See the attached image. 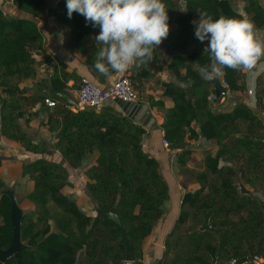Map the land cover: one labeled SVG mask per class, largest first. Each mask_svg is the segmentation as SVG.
Instances as JSON below:
<instances>
[{"label":"trees","instance_id":"16d2710c","mask_svg":"<svg viewBox=\"0 0 264 264\" xmlns=\"http://www.w3.org/2000/svg\"><path fill=\"white\" fill-rule=\"evenodd\" d=\"M239 1L248 18L260 32L264 31V10L259 0ZM162 2L172 21L162 42L169 56L176 54L170 58L167 69L177 82L187 86L162 83V98L172 103L165 109L160 125L163 139L168 149L177 151L179 166H185L192 154L187 149L189 142L204 138L205 142L215 143L216 151L205 155V171L195 176L197 189L183 195L175 227L167 235L175 236V241L164 243V252L154 264H210L213 259L216 264H226L229 259L242 262L252 256L264 259V213L254 199L241 196L237 188V182L241 181L264 201V124L243 104H237L230 112L212 113L209 84L201 76L204 67L214 64L204 51L207 41L203 42V51L193 50L184 55L190 46L194 28L191 21L195 15L199 17L200 12H206L216 18L236 16L238 12L229 0H182L181 11L175 0ZM11 3L35 19H41L46 6V0H11ZM57 8L56 24L68 29L69 38L85 57L87 68L98 80H103L107 76L94 68L97 53L104 47L93 37L99 27L86 25L84 17L76 12L68 18L65 0H59ZM42 43V34L34 21L6 17L0 10V133L27 153L44 154L45 147L33 143L17 125L28 109L39 104L46 114L43 126L55 139L54 149L70 168L83 170L92 201L105 209H116L135 246L132 264H141V244L162 217V205L169 197L157 162L141 148L145 130L115 104L103 106L98 112L73 111L48 92L24 97V91L9 81L35 77L36 68L42 63L35 56L42 52ZM44 58L52 67L50 73L46 72L48 80L37 84L39 91L65 92L67 81L78 82L77 77L66 72L64 63L47 55ZM150 61L140 68L134 65L129 68L128 78L135 91L148 77ZM242 70L221 69V80L229 92L243 91ZM197 90L200 94L195 98ZM46 98L56 101L55 107L43 105ZM255 98L257 106L263 108V76L257 79ZM149 105L164 107L161 100H151ZM241 127H245L244 132H240ZM87 156L94 160L84 161ZM20 177L32 183L31 201L45 213L50 204L60 214L54 219L48 214L40 217L31 214L20 221V241L26 242L25 248L3 264H125L123 248L117 243L118 230L109 222L85 215L62 193L61 189L69 184L61 166L38 159L23 164ZM8 192L0 180V250L10 245L12 237ZM203 212L209 213L210 229L201 231Z\"/></svg>","mask_w":264,"mask_h":264},{"label":"crops","instance_id":"0c3cea01","mask_svg":"<svg viewBox=\"0 0 264 264\" xmlns=\"http://www.w3.org/2000/svg\"><path fill=\"white\" fill-rule=\"evenodd\" d=\"M59 0H51L50 4L51 7L49 10L46 8L48 6L49 1L46 0V6L41 12V19H35L30 16L23 14L22 17L24 19H30L34 21L38 26H41V34L43 38L42 43V52L35 56L37 60H41L42 63L36 68V75L35 77L22 80V81H12L9 82L11 84H16L19 89L24 91L23 96L28 98L31 97L34 93H45L48 89L45 90H38L37 84L41 80H48L46 76V72L51 71L52 64L48 62L44 58L45 55L54 59L55 61L64 63L66 65V72L69 74L74 75L77 77L78 82L81 79L91 80L95 84H97L100 88H108L116 79L122 76L129 77V69L124 72H115L113 74L104 77L103 80H98L93 73L87 68L85 63V57L79 52V49L71 42L69 38V31L67 28L63 26H59L56 24L54 20V12L58 9L57 2ZM179 5V10H182V0H175ZM198 20V15L193 17V20ZM169 28L172 27V21L168 18ZM193 35L190 40V46L184 52V55H188L191 51L197 50L199 52L203 51V42L199 41L194 36V28L192 30ZM99 30L94 32V40L97 41L99 44L102 43L96 39ZM258 36L261 39H264V31L259 32ZM101 47V44H100ZM165 44L161 41V43L155 47V54L152 55L151 59V66L149 68V75L145 78L138 90H136L138 96L137 104H145L150 110L151 114V122L150 127L145 128L142 127L138 122L130 120L139 125L145 130V134L142 136L141 139V148L144 154L147 157L153 158L158 164V171L161 176L164 178L166 184L168 185L169 189V201H166L162 205L163 215L162 217L154 224L151 234L144 239L141 244L143 249L144 255V264H154L159 258H161L164 252V242L167 235L171 232L174 228L176 220L178 218V214L180 211V203H175L174 198L172 197V186L174 184L178 185L179 188L183 189L179 186V183L173 177L171 172V165L177 159V151L170 150L168 148L163 147V131L160 127L165 109L170 108L172 103L170 100L166 98H162V93L164 92V88L162 87V83L167 84H174L183 88H186V85L180 84L175 80L173 75L168 71L167 66L170 63V58L175 56L168 55L165 49ZM43 59V60H42ZM132 67V66H131ZM196 68V67H195ZM184 71H182L183 73ZM264 77V57L261 58L260 61L253 67L250 72H246L242 70V76L240 83L243 86L242 92H227V94L221 96L217 102H212L210 100V91L211 86L210 84L207 86L209 91V109L212 113H221V112H230L237 104H243L247 106L261 122L264 124V107L261 108L256 104V84L257 79L259 77ZM221 80V74L219 76H215ZM73 81L69 82L66 86L68 87L69 93H74L76 90H70L74 86ZM77 85V84H76ZM248 90H252L254 95L248 94ZM200 91H196L195 98L199 97ZM157 100H161L164 104L163 108L151 107L149 103ZM24 104V106H26ZM114 105L113 102H107L104 106H112ZM69 108V107H68ZM71 110L75 111V109L70 108ZM128 118V117H127ZM46 114L41 110V106L39 104L33 106L32 108L28 109L23 118L17 120L18 128L33 142L36 144H43L45 146H50L55 143V139L53 136L47 131V129L43 126L45 122ZM194 129H196V125H193ZM38 133L37 138L34 135ZM212 141L203 142L199 139L196 142H189V145H196L192 147L191 155L198 156V153H195L197 149H200L201 146L205 150H209V153L212 155L216 151V147L211 146ZM16 147V148H13ZM13 148V149H12ZM19 148V149H18ZM18 151L17 154L20 153L21 157L26 155L27 157L34 158L33 160L42 159L40 156L41 154H31L21 150V147L14 142H11L5 139L0 133V152L4 153H12V151ZM23 152V154H22ZM15 154V153H12ZM17 154L14 158H17ZM19 155V156H20ZM53 160L59 158L63 160L60 154L54 149L52 154ZM45 160V159H42ZM94 157H86L84 161H93ZM2 161V160H0ZM56 163V162H55ZM2 165V162H1ZM169 168L168 171V178L167 180L164 176L163 170ZM84 177V176H83ZM192 185L184 191L185 193H192L194 192L198 184L196 181L191 183ZM176 187V186H175ZM177 189L174 188V191ZM175 203V204H173Z\"/></svg>","mask_w":264,"mask_h":264},{"label":"clouds","instance_id":"9594fccd","mask_svg":"<svg viewBox=\"0 0 264 264\" xmlns=\"http://www.w3.org/2000/svg\"><path fill=\"white\" fill-rule=\"evenodd\" d=\"M68 18L73 12L86 25L99 27L96 39L103 43L94 68L108 76L131 66L140 68L152 59L154 47L169 34L168 14L162 0H65ZM194 36L207 41L204 51L214 64L202 70L209 78L221 69H252L264 57L261 31L242 9L236 16L213 18L206 12L193 20Z\"/></svg>","mask_w":264,"mask_h":264},{"label":"rangeland","instance_id":"374dc122","mask_svg":"<svg viewBox=\"0 0 264 264\" xmlns=\"http://www.w3.org/2000/svg\"><path fill=\"white\" fill-rule=\"evenodd\" d=\"M47 1H49V3L46 8L49 10L50 8H52L50 4L51 0H47ZM229 3L231 4L232 8L236 10L237 12H239L243 7V3H241L239 0H229ZM259 3L264 10V0H259ZM0 10L4 13V15H6V17L20 18L23 16V13L11 3V0H0ZM76 84H74V86L69 89L70 90L78 89L79 82H76ZM65 93L69 94L70 97L73 100H75L76 94L69 93L68 90H66ZM244 131H245V127H241L240 132H244ZM37 136H38V133L36 132L34 137L37 138ZM40 145H43V144H40ZM53 145H50V146L43 145L46 151L44 154H41L40 156L42 157V159H45L48 162H52V163L56 162V164L61 166L66 171L69 185L64 186L61 189L62 193H64L70 200L74 201L76 206L85 215L94 217L95 213H94V209L92 205V200L89 197L87 190H86L87 179L85 178L83 174V170L81 168L72 169L68 166L67 163L64 162V160H60L59 158H56V160H53V156H52L54 152ZM211 146L215 147V143L213 141H212ZM13 148H16V147H13ZM17 152L18 151L16 150L12 151V153H15V154H12L11 152L10 153L0 152V160H2L0 161V180L3 182L4 189L9 190L13 193L14 203L16 204L17 208L22 214L21 221L23 219L26 220L27 217L31 214L35 217H40L42 215L48 214L50 217L54 219V217L60 214V212L57 209L53 208L52 205L49 204L46 208L47 213H45L43 209H41L36 203H34L33 201L29 199V195L32 191V183L28 179L20 177V174H21L22 165L33 162L34 158L27 157L26 155L21 157L20 153L17 154ZM195 153H198V156L191 155L188 158V161L185 166H179L176 163V158H175V161L171 165V172H172L173 177L179 183V186L183 188V189L179 188L178 185L176 184L172 186V197L174 198L175 203L181 202V199L184 195V191H186L192 185L191 183L195 181V176L205 171L204 158H205V155L209 153V150L207 151L201 146V148L197 149ZM16 154L18 157L14 158ZM1 162H2V165H1ZM168 171H169V168H167L166 170H163L162 172L164 173L165 177L167 176L166 179L170 180L167 175ZM174 188L177 190L174 191ZM168 193H169V189H168ZM169 199L170 198L168 197V201ZM0 223H1V219H0ZM190 224L191 222L188 223L187 227H189ZM51 227H54L52 222H51ZM173 229L171 231H173ZM174 241H175V236L172 238L167 236L165 239V242L167 243H172ZM22 243L23 245H26V242H22ZM173 251L174 253H177V249H174ZM144 255L145 253L143 252V249L141 247L140 248L141 264H144Z\"/></svg>","mask_w":264,"mask_h":264},{"label":"water","instance_id":"95a60500","mask_svg":"<svg viewBox=\"0 0 264 264\" xmlns=\"http://www.w3.org/2000/svg\"><path fill=\"white\" fill-rule=\"evenodd\" d=\"M38 30H41V26H38ZM253 69V68H252ZM252 69L245 70L246 72H250ZM201 76L210 84V100L212 102H217L219 98L225 94H227L228 90L226 87L222 86V80L217 77L209 78L205 72H201ZM49 94L54 96L60 103L66 105L69 108L75 107V100H73L69 94L65 92H59L55 90H48ZM113 103L120 109V111L131 120L138 122L142 127L149 128L151 122V114L150 110L145 104H131L125 103L120 100H115ZM205 142V139H201ZM196 145H188L187 149H191ZM238 193L241 196H249L254 199L258 205L260 206L262 212L264 213V201L259 193H254L251 190L247 189L241 181L237 182ZM8 196L11 201L10 207V225L12 230V237L10 241V245L4 249L0 250V264H3L7 259L15 255L16 253L22 251L25 246L20 241V221H21V212L17 208L16 204L13 200V193L8 192ZM95 218L102 219L106 222L111 223L119 233V239L117 243L122 246L124 251V262L126 264H132L135 261V246L131 238L126 233L122 224L120 223L117 211L115 208L105 209L100 205L96 204L92 201ZM203 223L201 226V231L209 230L210 227L208 225V217L209 213L203 212ZM217 232V231H216ZM210 264H216L215 259L212 260Z\"/></svg>","mask_w":264,"mask_h":264},{"label":"built area","instance_id":"2783aa9c","mask_svg":"<svg viewBox=\"0 0 264 264\" xmlns=\"http://www.w3.org/2000/svg\"><path fill=\"white\" fill-rule=\"evenodd\" d=\"M71 80L67 81L68 85ZM222 86L226 87L222 81ZM73 87V86H72ZM75 110H93L98 112L107 102L120 100L125 103H137L138 96L133 89L128 76H122L116 79L108 88H100L91 80L81 79L78 84V89L75 91ZM248 94L254 95L252 90H248ZM43 105L48 108H53L56 101L46 98L43 100ZM163 147L168 148V144L163 140ZM126 264V263H125ZM226 264H264V259L258 256H252L242 262L236 259H229Z\"/></svg>","mask_w":264,"mask_h":264}]
</instances>
